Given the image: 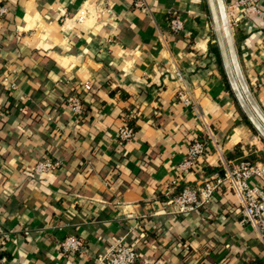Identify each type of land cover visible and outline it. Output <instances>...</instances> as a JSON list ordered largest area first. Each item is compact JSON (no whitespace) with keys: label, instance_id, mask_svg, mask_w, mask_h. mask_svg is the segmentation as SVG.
<instances>
[{"label":"crops","instance_id":"0c3cea01","mask_svg":"<svg viewBox=\"0 0 264 264\" xmlns=\"http://www.w3.org/2000/svg\"><path fill=\"white\" fill-rule=\"evenodd\" d=\"M132 2L0 0L8 10L0 18V264H100L120 241L137 251L135 264H264V248L240 224L231 193L184 215L169 204L179 186L221 169L210 147L179 176L189 144L206 128L223 158L238 146L244 155L264 152L209 49L215 38L206 0H144L146 12ZM259 10L232 34L264 112V0ZM172 14L182 32L169 30ZM72 91L83 104L77 121L61 104ZM127 118L136 131L119 144ZM45 159L60 166L34 175ZM70 235L84 248L64 258L60 243Z\"/></svg>","mask_w":264,"mask_h":264},{"label":"built area","instance_id":"2783aa9c","mask_svg":"<svg viewBox=\"0 0 264 264\" xmlns=\"http://www.w3.org/2000/svg\"><path fill=\"white\" fill-rule=\"evenodd\" d=\"M132 1V6L135 9L147 11L144 0ZM259 2L260 0H230L228 3L225 2L231 29L237 27L242 20L258 16L260 14ZM237 12L240 13L238 16ZM7 14V8L1 6L0 18ZM83 20L84 16L77 18L79 24H82ZM168 27L172 33H179L184 30L182 21L173 14L169 18ZM2 81L4 84H9L10 89L14 88L7 77L3 78ZM90 90V83L86 82L82 85V91L88 92ZM177 95L182 105L186 107L192 105L191 100L184 94L178 93ZM61 104L63 111L74 116L76 121L82 115L83 104L79 92L72 91L68 93L61 99ZM133 136L132 129L125 122L118 129L116 135L119 144L129 142ZM210 147H214L220 156V171H215L194 187L183 186L178 194H174L169 199L170 208L174 214L180 215L206 210L216 195L223 191L229 192L237 202L241 218L240 224L251 226L264 248V161L258 163L225 161L221 148L213 139L210 128H206L204 137L198 138L189 144L183 160L178 165L179 176L187 175L196 168L198 162L210 153ZM59 166V161L54 162L51 159H45L35 165L32 173L36 176L50 174ZM252 180H255L257 184H252ZM176 182H172V185L176 186ZM83 248V241L77 236L70 235L60 243L59 255L66 258L69 255L82 252ZM138 258L139 255L134 248L120 241L110 247L106 255L101 258L100 264H135Z\"/></svg>","mask_w":264,"mask_h":264},{"label":"water","instance_id":"95a60500","mask_svg":"<svg viewBox=\"0 0 264 264\" xmlns=\"http://www.w3.org/2000/svg\"><path fill=\"white\" fill-rule=\"evenodd\" d=\"M220 63L228 86L244 116L264 141V112L250 90L239 64L225 0H206Z\"/></svg>","mask_w":264,"mask_h":264},{"label":"trees","instance_id":"16d2710c","mask_svg":"<svg viewBox=\"0 0 264 264\" xmlns=\"http://www.w3.org/2000/svg\"><path fill=\"white\" fill-rule=\"evenodd\" d=\"M214 43H215V42H214ZM215 44H216V43H215ZM215 44L212 45V46H210L209 49H210V51L213 52V53L217 56V58H218V63H219L220 72H221L222 77H223V79H224V81H225L226 88H227V90L229 91V93H230V95L232 96V98L234 99V102H235V104H236V107H237L238 111L241 113L242 118H243V119L245 120V122L249 125L250 129H251L254 133H256V131L252 128V126H251L250 123L248 122L247 118H246V117L244 116V114L241 112V110H240V108H239V106H238V104H237V102H236V100H235V98H234V96H233V94H232V92H231L229 86H228V83H227V81H226V77H225V75H224V72H223V69H222V66H221V63H220V59H219V55H218V49H217V46H216ZM124 122L127 124V126H129V127L132 129L133 133L135 134L136 127H135L134 120L127 118V119L124 120ZM224 159H225V161H227V162H229L230 160H232L233 162H238V161H248V162H250V163H258V162H262V161H264V152H257V153L249 152V154L244 155V154L242 153V150H241V149L239 148V146H238V147H237L232 153L226 155ZM214 170H215V171H218V169H211L209 172L214 171ZM182 188H183V187L179 186V187L177 188V191L175 192V194H178L179 191H180Z\"/></svg>","mask_w":264,"mask_h":264}]
</instances>
